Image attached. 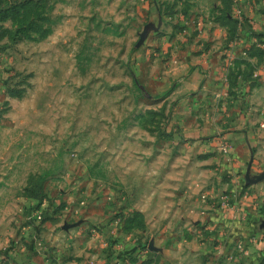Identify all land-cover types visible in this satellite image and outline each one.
Wrapping results in <instances>:
<instances>
[{"label":"rangeland","instance_id":"374dc122","mask_svg":"<svg viewBox=\"0 0 264 264\" xmlns=\"http://www.w3.org/2000/svg\"><path fill=\"white\" fill-rule=\"evenodd\" d=\"M260 12L0 0V264H256L264 216L240 196L264 185L236 180L221 146L261 84Z\"/></svg>","mask_w":264,"mask_h":264},{"label":"crops","instance_id":"0c3cea01","mask_svg":"<svg viewBox=\"0 0 264 264\" xmlns=\"http://www.w3.org/2000/svg\"><path fill=\"white\" fill-rule=\"evenodd\" d=\"M259 14L260 16L264 17V12H260ZM260 66H262L261 70H259V75H261V84L258 90L257 88L255 89V93H253L252 96L247 95L244 99L245 103L241 114L242 122L245 121L244 126L241 125L237 129L235 128L233 129V131L228 132L225 136H223V145L221 146V150H223L224 155L227 154L226 162L223 163L222 166L232 169L236 172V174L238 173V171H240L242 175L235 177V179L240 181L241 184L250 183L255 185V187L256 185H264V64ZM253 98L256 99L255 102H257L258 104V106H255V108L251 106L249 107V102L251 100H253L252 102H254ZM255 119L261 122L262 125L258 130L253 125L255 124V121L252 122ZM251 168H259V173L256 175L250 174ZM252 188H254V186L250 188L248 187L245 191V195H241L240 199L242 203H246L247 207H249L248 210L251 213V216H257L258 218V216H264V197H261V200L254 199L255 197H252L253 194L250 192V190H253ZM259 188L262 189L261 187ZM219 198L216 202H214L215 205H212L213 207L208 213V215H210L211 217L213 216L216 221L218 219L215 218V216H217L216 213H224L226 212V210H229V208L226 207V202L223 199ZM200 211H202V209ZM252 227L253 225L251 223H247L248 229ZM252 244L245 251V258L247 259L249 257V253L254 251L256 252L254 257L258 258L256 264H264V240L259 245H256V243ZM72 261L65 263L63 261L52 262L53 264L77 263L74 260Z\"/></svg>","mask_w":264,"mask_h":264}]
</instances>
